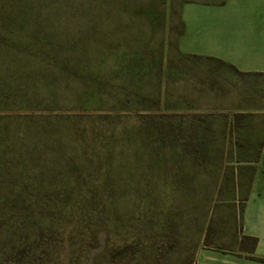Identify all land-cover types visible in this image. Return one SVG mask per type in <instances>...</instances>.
<instances>
[{
    "label": "rangeland",
    "instance_id": "374dc122",
    "mask_svg": "<svg viewBox=\"0 0 264 264\" xmlns=\"http://www.w3.org/2000/svg\"><path fill=\"white\" fill-rule=\"evenodd\" d=\"M1 1L0 91L47 78L56 79V101L65 107H72L83 91L84 102L105 106L117 99L121 107L128 103L143 111L156 110L164 99L192 102V92L173 86L169 92L161 89L162 73H167L162 44L166 0ZM40 51L62 55H33ZM52 61L55 64L45 65ZM60 62L68 66L57 67ZM94 84L101 90L100 99L87 92ZM57 142L27 156L25 164L12 161V152L1 155L0 186L8 198L15 197L12 189L20 185L36 189V198L51 206L41 207L30 194L4 210L0 264H142L137 260L142 253H134L144 248L138 242L149 241L147 236L157 233L161 222L176 232L175 253L167 258L182 256L186 246L195 248L198 230L190 218L184 219L192 196V188L181 181L187 160L169 141L161 149L151 141L146 150L134 148L131 159L125 154L117 159L112 175L117 187L112 198L120 230L117 241L128 237L125 231L130 228L135 239L133 252L126 253L110 250V239L108 246L100 245L98 233L108 222L89 220L86 198L73 193L89 183L84 179V153L73 139L60 137ZM74 202H80L81 211L70 208ZM144 250L151 263L152 249Z\"/></svg>",
    "mask_w": 264,
    "mask_h": 264
},
{
    "label": "crops",
    "instance_id": "0c3cea01",
    "mask_svg": "<svg viewBox=\"0 0 264 264\" xmlns=\"http://www.w3.org/2000/svg\"><path fill=\"white\" fill-rule=\"evenodd\" d=\"M166 5L161 89L193 93L160 103L192 144L177 150L192 188L184 219L198 230L192 264H264V0Z\"/></svg>",
    "mask_w": 264,
    "mask_h": 264
},
{
    "label": "trees",
    "instance_id": "16d2710c",
    "mask_svg": "<svg viewBox=\"0 0 264 264\" xmlns=\"http://www.w3.org/2000/svg\"><path fill=\"white\" fill-rule=\"evenodd\" d=\"M2 8L3 2L1 1L0 16ZM1 21L0 17V23H3ZM33 55L62 54L40 51ZM52 64L55 63L53 61L45 63V65ZM64 66L68 65L65 62L57 65L61 68ZM64 72L65 70L59 71L67 75ZM56 83V79L51 81L47 78H40L33 84L32 82L23 83L22 86H10L0 91L2 100L0 103V167L4 161L1 159L4 152H7L8 157L9 152H12L13 155L10 154L12 161L23 164L24 159H28L27 156L36 155L37 151L46 148L50 143L55 146L60 144L57 142L60 137L73 139L77 144V149L79 148L84 153V179L89 181L84 184V187H76L73 193L79 198L83 196L86 198L84 213L89 220L105 219L108 222L104 230H99L100 245L108 246L106 240L110 239L112 247L110 250H119L121 253H126L128 250L133 252L131 246L135 239L130 236L131 228L125 231L129 234L127 238L124 237L117 241L120 230L112 202L117 187L113 185L112 175L115 172L118 157L125 154L131 159V152L134 148L146 150L151 141L159 149L166 141H169V145L178 150V148H191V140L182 138L183 129L176 124L177 115L164 113L160 107H156V110L145 111L129 106L128 103L121 107L115 97V102L109 105L92 104L84 102V91L76 97V103L72 107L61 106L56 101ZM95 85L90 90L87 89V92L89 96L95 95L97 99H100L101 90ZM7 135L9 140L5 141ZM29 162L32 163V161ZM1 176L0 173V178ZM162 178L165 179L164 176ZM24 188L19 185L15 191L12 189L15 197L9 199L6 190L0 186V230L5 226L3 213L8 206L16 207L18 203L24 202L23 195L31 194L33 199L40 200L36 198V189ZM26 190H29V194H25ZM40 202L41 207L51 206L46 199ZM77 207L80 208V202H74L70 208L74 211H81ZM156 227L157 233L147 236L150 237L149 241L138 242V244H143L144 248L134 249L135 254L138 251L142 253V257H138L137 260L142 264H192L193 250L190 246L184 247L182 256L179 255L174 259L167 258L166 255L175 253L176 232L172 229V225L167 224L166 226L163 222L158 223ZM244 239L251 240L252 247L255 245L254 238L244 237ZM145 247L152 249L151 263L147 261L149 259L144 253Z\"/></svg>",
    "mask_w": 264,
    "mask_h": 264
}]
</instances>
